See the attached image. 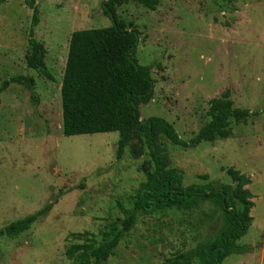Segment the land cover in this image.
<instances>
[{"label":"rangeland","instance_id":"374dc122","mask_svg":"<svg viewBox=\"0 0 264 264\" xmlns=\"http://www.w3.org/2000/svg\"><path fill=\"white\" fill-rule=\"evenodd\" d=\"M103 1L36 0L33 37L46 50L53 79L26 64L31 10L23 0L0 2V86L19 75L33 81L0 91V228L56 200L29 230L0 237V264H94L79 253L68 258L66 248L110 237L122 217L117 202L131 207L153 171L142 137L133 136L116 159V131L62 133L60 86L70 34L110 26ZM116 13L138 31L135 56L154 80L140 119L162 117L188 140L209 121V101L226 89L234 106L253 112L246 124L232 123L226 138L193 148L164 137L159 143L184 185L233 183L230 167L249 178L252 219L236 240L248 250L220 264H264V0H159L153 10L130 1ZM221 225L220 210L207 200L140 214L102 264H170L216 238Z\"/></svg>","mask_w":264,"mask_h":264},{"label":"trees","instance_id":"16d2710c","mask_svg":"<svg viewBox=\"0 0 264 264\" xmlns=\"http://www.w3.org/2000/svg\"><path fill=\"white\" fill-rule=\"evenodd\" d=\"M4 0H0L2 2ZM130 1L153 10L159 0H104L102 11L109 16L110 26L75 30L70 34L67 57L60 86L62 133L66 136L118 132L115 157L120 159L125 146L133 136L142 137L153 165V171L138 188L131 207L117 202L122 217L112 235L98 244L93 241L68 246V258L80 254L94 264H102L111 255L119 241L134 226L140 214L156 210L196 206L199 201H210L221 213L222 225L217 237L203 242L190 256L181 255L170 264H190L193 256L200 264H220L231 253L243 252L248 247L236 244L246 232L252 217V195L246 186L250 180L232 167L227 169L233 183L214 185L207 183L183 184L182 171L169 168L161 152L159 138L171 144L193 148L202 142H211L231 135L232 123L246 124L253 112L233 105L229 89L209 101V121L190 139H182L170 122L159 116L140 119L139 105L152 98L154 80L150 69L136 59L138 31L127 25L116 13V8ZM31 10L28 31L29 54L27 67L38 70L47 79H53L45 68L46 50L33 37V28L40 17L36 0H23ZM32 85L28 76L6 79L0 91L9 84ZM141 139V138H140ZM207 178V175H203ZM9 222L0 228V237L14 238L48 213L52 204ZM71 236H78L71 233ZM250 250V249H249Z\"/></svg>","mask_w":264,"mask_h":264}]
</instances>
